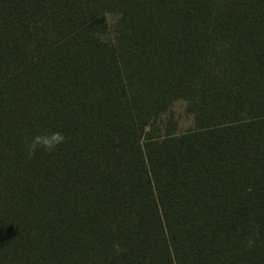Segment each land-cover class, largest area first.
<instances>
[{
  "label": "trees",
  "instance_id": "obj_1",
  "mask_svg": "<svg viewBox=\"0 0 264 264\" xmlns=\"http://www.w3.org/2000/svg\"><path fill=\"white\" fill-rule=\"evenodd\" d=\"M0 264H264V0H0Z\"/></svg>",
  "mask_w": 264,
  "mask_h": 264
},
{
  "label": "rangeland",
  "instance_id": "obj_2",
  "mask_svg": "<svg viewBox=\"0 0 264 264\" xmlns=\"http://www.w3.org/2000/svg\"><path fill=\"white\" fill-rule=\"evenodd\" d=\"M118 14L115 12H110L105 15V23L107 25V30L105 33L101 35L103 39L109 38V31L111 30V26L117 19ZM185 103L182 101L173 102L168 111L161 117L160 120L165 122L167 119H171L172 122L176 124V131L178 133L185 132L192 128V118L185 111Z\"/></svg>",
  "mask_w": 264,
  "mask_h": 264
},
{
  "label": "clouds",
  "instance_id": "obj_3",
  "mask_svg": "<svg viewBox=\"0 0 264 264\" xmlns=\"http://www.w3.org/2000/svg\"><path fill=\"white\" fill-rule=\"evenodd\" d=\"M66 142V137L60 132H53L50 135H37L33 137L31 144L28 146L29 155H35L37 147H42L46 151H52L60 144Z\"/></svg>",
  "mask_w": 264,
  "mask_h": 264
}]
</instances>
